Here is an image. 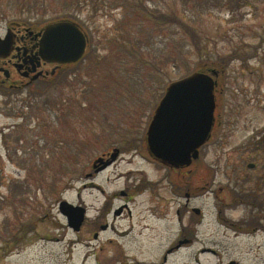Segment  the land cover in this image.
Masks as SVG:
<instances>
[{"label": "rangeland", "instance_id": "1", "mask_svg": "<svg viewBox=\"0 0 264 264\" xmlns=\"http://www.w3.org/2000/svg\"><path fill=\"white\" fill-rule=\"evenodd\" d=\"M236 1L192 9L188 19L179 0H0L1 38L8 28L40 36L70 20L88 40L78 65L48 63L49 73L60 68L23 92L0 87V264H264V223L256 235H235L217 222L211 196L191 204L205 217L195 248L167 255L184 199L170 194L169 172L132 145L171 83L217 71L214 143L195 163L198 177L219 168L207 180L217 191L226 167L264 164L253 147H264V0ZM118 150L95 174L94 162ZM222 199L225 218L261 225ZM63 201L86 210L80 231ZM205 246L219 253L200 254Z\"/></svg>", "mask_w": 264, "mask_h": 264}, {"label": "flooded vegetation", "instance_id": "2", "mask_svg": "<svg viewBox=\"0 0 264 264\" xmlns=\"http://www.w3.org/2000/svg\"><path fill=\"white\" fill-rule=\"evenodd\" d=\"M25 30L28 32H23L22 30L16 28H8L7 30L12 31L11 36L14 41V46L13 51L8 58L0 59V75L3 76L0 80L1 89L6 88L8 91H14L16 93L23 92L34 83L49 78V71L46 69V67L50 66L48 64V60L42 59L39 55L40 36H37L38 33H32L27 28H25ZM2 70L8 71V78ZM15 73L18 77L23 78V81L19 82V80H15ZM39 73L43 74L38 79H34V77ZM150 123L142 139L139 137L132 145L137 153L142 155L146 154L150 162L157 164L162 170H167L169 172L166 179L170 180V194L174 198L184 199V202L182 203L178 201L176 209V216L178 217L179 222L175 224L172 223V226H174L173 228H178L180 231H178L176 239L173 238L174 241L169 243L166 250L167 255H174L183 250L195 248L197 244V226H201L205 219L204 212L200 208L191 205L192 201L197 198L209 196L213 197L219 208L217 222L221 226L223 225L225 228L233 231L235 235H256L259 231H261V226L263 225L262 223H264V164H249L247 167L248 170H245L242 166L226 167V170L224 172L222 171L224 173L222 175L224 179L222 183L226 185L220 187L217 191H214L212 187L209 188L210 184H208L207 180L210 179L212 182L213 179H216L217 175L220 173L219 168L209 167L208 171L204 172L205 177H198L195 163L199 160L203 152H205L214 143L213 134L216 129L217 118L212 132V137L210 141L200 149L199 158L197 160H193L190 166L182 167H171L165 165L149 155L148 130ZM222 125L223 122L218 126ZM139 141H143L146 145V150L141 149V144L138 145ZM253 147L255 148V153L260 154L261 149L264 150V147L260 146V142H256ZM112 154L113 152L104 154L94 162L93 167L95 168V174L104 171V169L115 163L117 159L112 160ZM118 154H120V150H118ZM199 181H201L204 186H197ZM223 195L231 196L232 204L235 206H244L245 208L250 209V214H255V220L257 223H261V225L252 226L249 222L245 221V219L237 221L225 218L223 216V212L226 203L222 199ZM124 209H128V207L125 206L120 208L116 211L115 215H121ZM163 217L159 218L163 219ZM185 219L186 221L184 222ZM101 229L103 231L108 230V224H104ZM123 235L125 234H122V236ZM97 236L98 234L95 235L96 238ZM218 251V249L206 246L199 250L200 254H218Z\"/></svg>", "mask_w": 264, "mask_h": 264}, {"label": "water", "instance_id": "3", "mask_svg": "<svg viewBox=\"0 0 264 264\" xmlns=\"http://www.w3.org/2000/svg\"><path fill=\"white\" fill-rule=\"evenodd\" d=\"M39 35V55L48 63H77L85 55L88 40L75 21L51 23ZM13 46L9 31L4 39L0 38V58H8ZM55 72L56 69L52 75ZM5 73L9 77L8 71ZM218 77L217 71L195 72L168 86L148 130V151L152 157L171 167L190 166L199 158V150L210 140L215 124ZM117 156L118 151L113 153L112 160ZM60 211L74 231L81 230L86 215L84 208L63 201Z\"/></svg>", "mask_w": 264, "mask_h": 264}, {"label": "trees", "instance_id": "4", "mask_svg": "<svg viewBox=\"0 0 264 264\" xmlns=\"http://www.w3.org/2000/svg\"><path fill=\"white\" fill-rule=\"evenodd\" d=\"M179 1L182 4L181 6L184 7L183 8L185 10L184 16L188 19H189L190 15H192L191 14L193 11L192 9H206L207 12H214L217 5H218V8L221 7L223 9V7H225V3H226V0H179ZM236 3L241 6L242 0H238V1H236ZM249 4H251V3H249ZM247 5H248V3H247ZM236 7L238 8V6H236ZM233 8H234V6H233ZM186 9H188V10H186ZM180 19L183 23H186V20L182 16ZM204 68L205 67H202V69H204Z\"/></svg>", "mask_w": 264, "mask_h": 264}]
</instances>
